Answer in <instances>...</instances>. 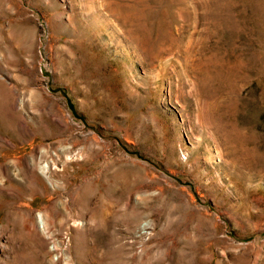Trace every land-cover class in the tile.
<instances>
[{"label":"rangeland","instance_id":"obj_1","mask_svg":"<svg viewBox=\"0 0 264 264\" xmlns=\"http://www.w3.org/2000/svg\"><path fill=\"white\" fill-rule=\"evenodd\" d=\"M0 264H264V0H0Z\"/></svg>","mask_w":264,"mask_h":264}]
</instances>
